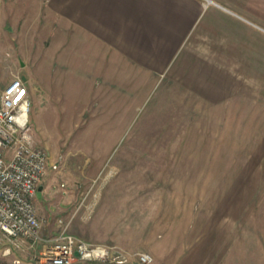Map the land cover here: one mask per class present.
I'll list each match as a JSON object with an SVG mask.
<instances>
[{
  "label": "rangeland",
  "instance_id": "374dc122",
  "mask_svg": "<svg viewBox=\"0 0 264 264\" xmlns=\"http://www.w3.org/2000/svg\"><path fill=\"white\" fill-rule=\"evenodd\" d=\"M22 23L0 22V96L15 77L35 88L31 129L49 155L37 201L44 238L66 230L149 253V264L187 253L192 264H264V117L240 123L248 108L238 91L224 100L205 85L192 90L190 68L158 77L121 69L110 82L64 73L48 55L45 22ZM43 249L27 242L11 257L42 264Z\"/></svg>",
  "mask_w": 264,
  "mask_h": 264
},
{
  "label": "crops",
  "instance_id": "0c3cea01",
  "mask_svg": "<svg viewBox=\"0 0 264 264\" xmlns=\"http://www.w3.org/2000/svg\"><path fill=\"white\" fill-rule=\"evenodd\" d=\"M0 22H45L48 55L63 60L64 73L110 82L121 69L158 77L190 68L192 90L205 85L224 100L238 91L248 108L239 122L263 121L264 0H0ZM191 261L187 253L173 264Z\"/></svg>",
  "mask_w": 264,
  "mask_h": 264
},
{
  "label": "built area",
  "instance_id": "2783aa9c",
  "mask_svg": "<svg viewBox=\"0 0 264 264\" xmlns=\"http://www.w3.org/2000/svg\"><path fill=\"white\" fill-rule=\"evenodd\" d=\"M31 107L26 82L15 77L0 97V264H31L33 260L11 257L27 242L32 247L44 243L39 260L42 264H124L131 259L152 263L154 258L149 253L129 254L117 246L90 244L66 230L54 238L43 237L37 201L49 155L34 142Z\"/></svg>",
  "mask_w": 264,
  "mask_h": 264
},
{
  "label": "water",
  "instance_id": "95a60500",
  "mask_svg": "<svg viewBox=\"0 0 264 264\" xmlns=\"http://www.w3.org/2000/svg\"><path fill=\"white\" fill-rule=\"evenodd\" d=\"M42 190H43V188L41 187V188L39 189V194H38L39 199L42 198Z\"/></svg>",
  "mask_w": 264,
  "mask_h": 264
}]
</instances>
